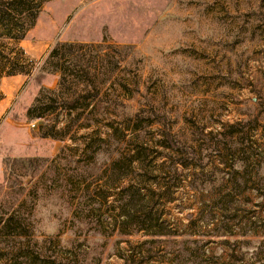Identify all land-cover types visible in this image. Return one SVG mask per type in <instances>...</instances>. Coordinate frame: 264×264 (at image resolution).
<instances>
[{
    "label": "rangeland",
    "instance_id": "rangeland-1",
    "mask_svg": "<svg viewBox=\"0 0 264 264\" xmlns=\"http://www.w3.org/2000/svg\"><path fill=\"white\" fill-rule=\"evenodd\" d=\"M70 42L119 68L101 74L89 127L62 122L43 138L45 122L25 111L56 87L40 70L47 52ZM15 49L36 68L0 77V264H264V0H51ZM138 109L139 139L155 143L159 121L194 152L166 174L171 201L154 210L168 234L134 255L145 238L112 229L106 179L115 167L121 188L139 174L156 190L169 160L155 153L132 172L98 139Z\"/></svg>",
    "mask_w": 264,
    "mask_h": 264
},
{
    "label": "trees",
    "instance_id": "trees-1",
    "mask_svg": "<svg viewBox=\"0 0 264 264\" xmlns=\"http://www.w3.org/2000/svg\"><path fill=\"white\" fill-rule=\"evenodd\" d=\"M50 1L0 0V77L18 75L29 77L35 70L36 65L23 57L25 55L21 49L18 51L19 54L12 55V53L16 51V45L23 41L27 32L33 28L43 13L45 5ZM95 49L93 45L70 42L57 43L47 52L40 70L49 75H57L56 87L40 89L32 104L25 111L27 120L45 122V125L40 126L41 132H44L43 138H58L55 135V129L62 122L66 132L71 127L90 126L87 120L93 114L94 105L89 109L88 102L99 101L101 98L100 88L104 84V80L100 78L101 74L105 69L107 77L110 78V73H114L119 68V64L112 63L109 56L99 55ZM105 65H107L106 68ZM123 87L125 90V86ZM117 101L116 98L112 99L114 105H118ZM144 113L143 109H138L132 115H121L120 119L118 115H115L113 122L119 120L121 126L109 125L113 131L112 134L107 140L98 139L100 142L106 141L114 153L120 154L113 164L122 162L132 172L142 170L146 158L155 153L169 160L166 168H163V164L158 169L165 173H162L161 182L152 183L157 187L156 190L146 189L144 179L139 174L137 176L126 174V185L121 188L120 184L124 175L120 173L121 169L115 167L112 169L119 173L118 179L112 177L106 179L105 186L109 190L117 191L111 193L115 205H111L113 208L111 209L113 210L112 229L123 237L142 236L145 238L136 246L134 255L142 254L147 250L144 249V246L148 244L147 238L153 242L155 241L153 238L168 234L165 231V221L159 214H154V210L171 201V190L174 188V183L170 184L166 174L178 175L181 168L191 166L193 159L185 156H189L188 150L194 152L193 148L186 147L183 142L175 139L170 124L164 126L159 121H149L160 125L157 130L159 138L155 143L139 139ZM49 118L52 119L49 121ZM162 118L169 122L165 116ZM235 128V125L229 126L228 130L232 131L227 134L238 136L240 131H236ZM217 135L225 136L226 133L221 132ZM155 160L156 157H151V161ZM189 227H191L190 224ZM133 260L134 257L131 261L133 264H144L146 258L136 263Z\"/></svg>",
    "mask_w": 264,
    "mask_h": 264
}]
</instances>
